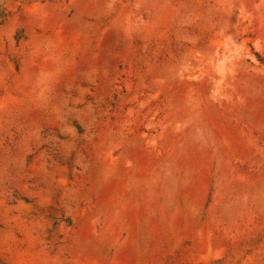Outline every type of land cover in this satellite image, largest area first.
I'll return each mask as SVG.
<instances>
[{"label":"rangeland","instance_id":"374dc122","mask_svg":"<svg viewBox=\"0 0 264 264\" xmlns=\"http://www.w3.org/2000/svg\"><path fill=\"white\" fill-rule=\"evenodd\" d=\"M0 264H264V0H0Z\"/></svg>","mask_w":264,"mask_h":264}]
</instances>
